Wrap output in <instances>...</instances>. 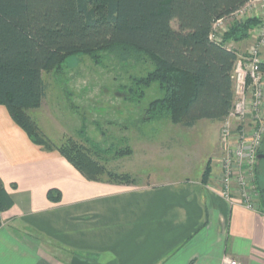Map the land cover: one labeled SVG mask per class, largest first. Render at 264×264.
I'll use <instances>...</instances> for the list:
<instances>
[{
	"label": "trees",
	"instance_id": "16d2710c",
	"mask_svg": "<svg viewBox=\"0 0 264 264\" xmlns=\"http://www.w3.org/2000/svg\"><path fill=\"white\" fill-rule=\"evenodd\" d=\"M250 1L0 0V106L7 108L34 144L58 151L87 180L134 184L130 175L108 171L98 159L102 150L87 137L80 140L85 144L69 139L58 145L44 134L32 117L46 98L43 74L62 71L66 59L74 55H89L98 63L97 54L122 48L153 66L147 75L132 79L134 88L129 92L140 102L156 83L163 94L148 105L143 123L167 119L192 128L203 120L223 121L233 107L232 75L238 59L227 45L249 39L260 20L235 21L222 43L210 36L217 21ZM131 153L126 148L115 155ZM210 174L209 163L204 184ZM257 177L263 196L260 168ZM60 197L59 191L48 193L52 202ZM13 204L0 181V228L2 214Z\"/></svg>",
	"mask_w": 264,
	"mask_h": 264
},
{
	"label": "crops",
	"instance_id": "0c3cea01",
	"mask_svg": "<svg viewBox=\"0 0 264 264\" xmlns=\"http://www.w3.org/2000/svg\"><path fill=\"white\" fill-rule=\"evenodd\" d=\"M219 157L207 184L203 175L137 188L93 182L0 106V181L14 203L2 214L0 264H264V194L257 211L223 198Z\"/></svg>",
	"mask_w": 264,
	"mask_h": 264
},
{
	"label": "rangeland",
	"instance_id": "374dc122",
	"mask_svg": "<svg viewBox=\"0 0 264 264\" xmlns=\"http://www.w3.org/2000/svg\"><path fill=\"white\" fill-rule=\"evenodd\" d=\"M235 21L228 19L220 35L227 33ZM173 27L177 29L176 22ZM253 32L249 39L227 46H233L240 56L246 55L253 42ZM97 59L98 63L92 56L74 55L66 59L62 71L43 74L46 98L41 111L32 116L45 121V135L58 145L69 139L79 143H84L80 141L82 137L90 139L93 146L102 150L98 159L108 171L128 174L135 181L134 184L114 183L117 186L137 188L202 176L207 164L221 154L222 122L204 120L192 128L175 125L167 119L143 123L148 105L163 94L155 83L139 102L129 90L134 88L133 78L145 76L153 69L151 62L137 59L122 48L101 52ZM232 79L234 105L237 102L235 71ZM126 148L131 149L130 155H115ZM257 166L264 177V158ZM257 189L256 201L260 207L262 194L258 180Z\"/></svg>",
	"mask_w": 264,
	"mask_h": 264
},
{
	"label": "built area",
	"instance_id": "2783aa9c",
	"mask_svg": "<svg viewBox=\"0 0 264 264\" xmlns=\"http://www.w3.org/2000/svg\"><path fill=\"white\" fill-rule=\"evenodd\" d=\"M246 18H257L260 24L252 34L253 42L246 55L240 56L233 46H227L238 56L234 69L237 102L220 130V175L216 190L230 203L257 211V165L264 142V0H251L229 18L217 21L210 39L222 43L220 33L226 21ZM222 264L240 263L227 256Z\"/></svg>",
	"mask_w": 264,
	"mask_h": 264
},
{
	"label": "water",
	"instance_id": "95a60500",
	"mask_svg": "<svg viewBox=\"0 0 264 264\" xmlns=\"http://www.w3.org/2000/svg\"><path fill=\"white\" fill-rule=\"evenodd\" d=\"M262 158H264L263 155L258 156V160H261Z\"/></svg>",
	"mask_w": 264,
	"mask_h": 264
}]
</instances>
